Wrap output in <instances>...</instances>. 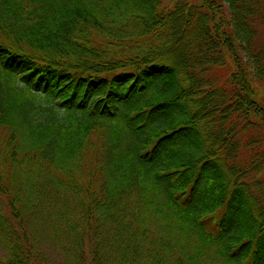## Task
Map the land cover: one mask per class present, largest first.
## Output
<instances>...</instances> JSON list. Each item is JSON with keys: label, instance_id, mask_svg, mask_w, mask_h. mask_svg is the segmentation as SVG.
Segmentation results:
<instances>
[{"label": "trees", "instance_id": "16d2710c", "mask_svg": "<svg viewBox=\"0 0 264 264\" xmlns=\"http://www.w3.org/2000/svg\"><path fill=\"white\" fill-rule=\"evenodd\" d=\"M68 263L264 264V0H0V264Z\"/></svg>", "mask_w": 264, "mask_h": 264}, {"label": "rangeland", "instance_id": "374dc122", "mask_svg": "<svg viewBox=\"0 0 264 264\" xmlns=\"http://www.w3.org/2000/svg\"><path fill=\"white\" fill-rule=\"evenodd\" d=\"M49 251L52 253L51 254V253L48 252L51 255L52 261L54 263L66 261V257L63 256L62 252L59 249L55 250V249L49 248Z\"/></svg>", "mask_w": 264, "mask_h": 264}]
</instances>
